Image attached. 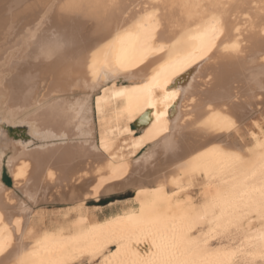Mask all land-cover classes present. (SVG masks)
<instances>
[{
  "label": "bare ground",
  "instance_id": "6f19581e",
  "mask_svg": "<svg viewBox=\"0 0 264 264\" xmlns=\"http://www.w3.org/2000/svg\"><path fill=\"white\" fill-rule=\"evenodd\" d=\"M0 264H264V0H0Z\"/></svg>",
  "mask_w": 264,
  "mask_h": 264
},
{
  "label": "rangeland",
  "instance_id": "374dc122",
  "mask_svg": "<svg viewBox=\"0 0 264 264\" xmlns=\"http://www.w3.org/2000/svg\"><path fill=\"white\" fill-rule=\"evenodd\" d=\"M1 124L5 128L4 130H7V131L10 130L11 125L10 126L6 125V123L4 121H1ZM131 127H132V129L137 130V128H135L134 125H132ZM27 137H28V134L26 133V131L23 130V131H21V133H18L16 135L15 139L28 141V140H26V139H28ZM7 171H8L7 167L5 166L4 171H3V175H2V181L7 187L12 188L13 182H12V180L8 174L9 172H7ZM131 192H133V191L129 190V191H126V193L112 194V195H109V196L102 198L99 202L90 201L88 203V206L90 208L97 209V211L99 213L107 214L109 212V210L116 208V207H120L121 205L127 203L128 201L133 202V203L142 202V200H143L142 195L135 196L134 193H131ZM97 206H100V207H97ZM46 208H47L46 211H52V210H56V209H62V208H64V206L60 205V204H53V205L46 206ZM48 208H50V209H48Z\"/></svg>",
  "mask_w": 264,
  "mask_h": 264
},
{
  "label": "water",
  "instance_id": "95a60500",
  "mask_svg": "<svg viewBox=\"0 0 264 264\" xmlns=\"http://www.w3.org/2000/svg\"><path fill=\"white\" fill-rule=\"evenodd\" d=\"M134 127L137 128L138 126L136 124H134Z\"/></svg>",
  "mask_w": 264,
  "mask_h": 264
},
{
  "label": "snow or ice",
  "instance_id": "6c2138e0",
  "mask_svg": "<svg viewBox=\"0 0 264 264\" xmlns=\"http://www.w3.org/2000/svg\"><path fill=\"white\" fill-rule=\"evenodd\" d=\"M161 39H163V34H161Z\"/></svg>",
  "mask_w": 264,
  "mask_h": 264
}]
</instances>
